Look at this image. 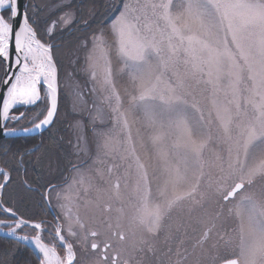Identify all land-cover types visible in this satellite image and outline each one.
Listing matches in <instances>:
<instances>
[{
  "label": "rangeland",
  "instance_id": "374dc122",
  "mask_svg": "<svg viewBox=\"0 0 264 264\" xmlns=\"http://www.w3.org/2000/svg\"><path fill=\"white\" fill-rule=\"evenodd\" d=\"M125 2L131 8L123 56L109 40L96 49L94 70L71 33L57 38L61 112L70 121L79 97L88 108L95 102L103 118L90 151L75 159L84 166L63 186L65 209L58 206L56 225L66 215L75 228V236L66 227L64 235L81 257L77 264H111L117 252L120 263L222 264L243 233L221 193L238 181L239 168L252 166L264 143L258 137L245 155L247 129L264 124V16L254 0H222L208 28L183 14L181 0H171L169 18L154 7L161 0ZM77 3L84 5L82 27L91 10L96 19L113 15L106 9L111 0ZM262 183L264 175L253 177L255 186ZM0 238L10 240L3 232Z\"/></svg>",
  "mask_w": 264,
  "mask_h": 264
},
{
  "label": "snow or ice",
  "instance_id": "6c2138e0",
  "mask_svg": "<svg viewBox=\"0 0 264 264\" xmlns=\"http://www.w3.org/2000/svg\"><path fill=\"white\" fill-rule=\"evenodd\" d=\"M181 3L188 19L211 28L212 10L219 11L222 0H181ZM254 5L264 16V0H254ZM83 7L77 0H53L43 6L38 0H0V141L15 142L21 133L25 140L33 133L50 140V147L44 149H14L12 143L3 146L0 232L15 246L0 252V264H16L21 245L31 246L35 264H77L81 259L74 243L64 235L65 227L68 236L76 235L66 215L60 216L61 222L53 228L46 223L44 213L56 206L64 211L60 182L63 173L70 167L76 170L74 159L90 151L100 135L103 113L95 102L88 108V102L79 97V111L70 121H67L68 113L61 112L63 65L57 38L71 33L69 38L77 53L96 70L99 68L96 49L109 40L116 46L119 57L126 54L124 37L130 27L131 4L111 0L106 5L107 11L113 13L108 20L96 19L91 10L92 18L83 20L82 27ZM154 7L162 9L163 17L169 18L171 0L167 3L161 0ZM45 9L47 18L43 19ZM145 96L141 92L139 99L144 100ZM135 101L136 97H132L133 104ZM65 122L67 128L61 129ZM246 137L243 148L247 156L253 141L258 137L264 140V124L249 127ZM238 172V181L222 192L221 197L225 204L232 202L229 217H240L243 235L222 264H264V183L253 184L255 175H264V143L254 154L252 166L241 167ZM25 229L30 232L25 233ZM58 249L62 254H58Z\"/></svg>",
  "mask_w": 264,
  "mask_h": 264
},
{
  "label": "flooded vegetation",
  "instance_id": "af4514ba",
  "mask_svg": "<svg viewBox=\"0 0 264 264\" xmlns=\"http://www.w3.org/2000/svg\"><path fill=\"white\" fill-rule=\"evenodd\" d=\"M41 141L40 143H26L27 141L28 142H31V141ZM44 139H46L44 136L43 137H41L40 135H37V136H35V137H29L28 139H24L25 141H23V142H13L12 143V146H13V148L15 149V148H20L21 150H30V149H32V148H40V149H44V148H48V147H50V143H42L43 141H44ZM49 138L47 137V139L46 140H48ZM5 141H1V143H4ZM0 143V144H1ZM7 143H4V145H6ZM39 154V153H38ZM84 157V156H83ZM78 164H81L80 166L81 167H83L84 166V164H85V161H83V160H80V161H76L75 159H74V166H75V168H81V167H79L78 166ZM75 170H73L71 167L69 168V170L68 171H66V172H64L63 173V178H62V180L60 181L61 182V184H62V187L63 186H65L67 183L69 184L70 183V180H71V175H70V172H74ZM44 216H45V220H46V223L48 224V225H50V226H52V227H54L55 225H56V223H58V220H59V216H58V206H56L55 208H52V209H49V210H46V212L44 213ZM26 230V229H25ZM115 233L113 232V235H114ZM93 235H95V234H93ZM120 238H122V236H120ZM27 246V245H26ZM23 247H25V246H23ZM95 250L98 248V244L97 245H95ZM25 248H27V247H25ZM104 248V247H103ZM102 247H101V254H103L104 256H103V259H106V255H105V253H106V251L108 250V248H110V244L109 243H107L106 244V247H105V249H103ZM118 258H120V256L118 255V252L117 253H115V254H113V256H112V260H111V264H129V263H126V262H124V263H120L119 261L120 260H118ZM29 260H31V257H30V259ZM29 264V263H28ZM30 264H35V260H31L30 261Z\"/></svg>",
  "mask_w": 264,
  "mask_h": 264
},
{
  "label": "trees",
  "instance_id": "16d2710c",
  "mask_svg": "<svg viewBox=\"0 0 264 264\" xmlns=\"http://www.w3.org/2000/svg\"><path fill=\"white\" fill-rule=\"evenodd\" d=\"M88 3V5H92L94 4L93 3H90V2H86V4ZM94 7V6H93ZM25 141V140H24ZM5 142H9V141H5ZM15 142H23L22 139H18L16 140ZM10 143H13V142H10ZM9 144V143H7ZM15 245H14V242H12L11 240H6V239H1L0 238V250L2 248V252L6 249H11L13 248ZM21 253L19 255V258H18V261L16 262V264H26V262H28L30 264V261L31 260H34V254L32 252H30L28 249L25 251V247L21 246ZM31 257V260H29Z\"/></svg>",
  "mask_w": 264,
  "mask_h": 264
},
{
  "label": "water",
  "instance_id": "95a60500",
  "mask_svg": "<svg viewBox=\"0 0 264 264\" xmlns=\"http://www.w3.org/2000/svg\"><path fill=\"white\" fill-rule=\"evenodd\" d=\"M34 135H37L36 133H33L31 136H34ZM23 136V134L21 133L20 134V137H22Z\"/></svg>",
  "mask_w": 264,
  "mask_h": 264
}]
</instances>
